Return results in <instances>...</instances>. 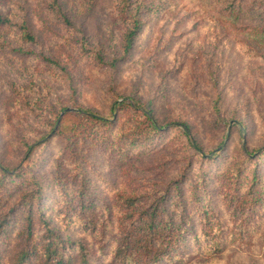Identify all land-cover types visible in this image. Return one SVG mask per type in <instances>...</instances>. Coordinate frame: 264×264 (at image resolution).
Here are the masks:
<instances>
[{
    "label": "rangeland",
    "instance_id": "374dc122",
    "mask_svg": "<svg viewBox=\"0 0 264 264\" xmlns=\"http://www.w3.org/2000/svg\"><path fill=\"white\" fill-rule=\"evenodd\" d=\"M61 1L72 29L41 22L38 0L0 4L2 13L25 10L36 38L21 40L15 27L0 30V163L26 176L12 185L14 200L37 191L44 213L68 230L78 222L80 187L90 214L114 220L119 196H139L145 206L163 193L171 195L177 178L191 207L196 193L202 208H219L229 234L222 252L198 255L189 264H264V204L259 218L239 224L241 215L233 220L225 201L229 165L244 147L253 154L247 166L257 171L255 195L264 202V34L218 22L213 4L203 0H146L142 29L124 53L120 40L128 20L117 19L114 0ZM81 43L82 49L74 47ZM97 51L108 63L94 58ZM112 58L117 61L111 65ZM126 96L151 105L160 124L188 120L197 143L214 156L200 157L175 127L139 148L132 146L125 159L90 138L74 139L77 124L84 134L91 127L77 106L109 115L110 104ZM118 112V124L104 133L122 143L125 133L139 130L143 118L127 107ZM46 118H57L53 128ZM247 186L244 182L241 190ZM171 200L166 213L178 215ZM199 222L197 216L192 224L197 232ZM2 237L1 262L6 264L22 241L15 234L7 241Z\"/></svg>",
    "mask_w": 264,
    "mask_h": 264
},
{
    "label": "trees",
    "instance_id": "16d2710c",
    "mask_svg": "<svg viewBox=\"0 0 264 264\" xmlns=\"http://www.w3.org/2000/svg\"><path fill=\"white\" fill-rule=\"evenodd\" d=\"M10 1L15 2L0 0V4ZM114 1L117 19L128 20L120 40L123 52L127 53L142 29L143 20L140 13L147 1ZM203 1L213 4L211 8L218 22L236 24L238 31L249 30L264 34V0ZM38 4L41 22L45 24L54 22L67 29L73 28L61 0H38ZM12 9H15V12H0V30L15 27V32L21 40L35 41V35L30 30V16L25 10L20 14L18 9ZM74 47L80 50L84 44ZM94 58L98 59V62L108 63L103 60L99 51ZM45 59L59 65L54 58ZM116 61V58H112L109 63L112 65ZM124 107L129 108L139 118L142 117L143 124L138 131L133 128L128 133L124 132L125 141L120 143L110 140V133L104 131L118 124L120 120L118 111ZM76 110L91 127L84 134L79 130L80 124H77L72 131L74 139L83 142L90 138L95 144L106 145L108 149L116 150L121 159L130 157L132 146L139 148L171 127L179 129L188 146L200 157L214 156H210L213 151L205 153L197 143L188 120H172L160 124L154 117L151 105L142 104L132 96L122 97L120 101L114 100L108 109L109 115L84 106H77ZM46 120L53 128L57 118L53 121L47 118ZM240 125L245 128L243 124ZM34 145L35 143L28 145V150ZM242 150L241 156L229 165L227 186L230 190L225 195L227 206L232 208L230 217L234 220L238 214L243 219L238 222L239 224L245 223V219L259 218V207L264 204L260 197L255 195L258 184L257 171L254 165L247 166V162L253 161V154L247 152L244 147ZM19 177L26 180L25 172H15L0 163V237L3 236L2 239L7 241L15 234L22 241L21 246L6 264H189L192 261L190 259L198 255L207 257L222 252L229 235L219 208L208 206L202 208L201 200L196 193L191 196L194 199V207H191L189 198L177 187L180 182L176 180L177 178L173 179L175 181L171 195L163 193L145 206L142 205L139 196H119V215L114 220L110 216L102 219L95 213L90 214L92 210L90 201L87 200L86 191L80 187L76 196L77 225L64 230L50 215L44 213L37 191L24 193L14 200L10 191L13 184L17 185L14 182ZM244 182H247L248 186L242 191ZM172 198L171 203L174 204L178 215L171 216L166 213L167 201ZM94 207L95 204L92 208ZM197 216L200 217L199 232L192 225ZM66 219H69L66 222L68 223L72 217ZM191 240L195 244L193 248L189 246ZM108 255L110 258L104 263ZM1 259L0 255V264Z\"/></svg>",
    "mask_w": 264,
    "mask_h": 264
},
{
    "label": "water",
    "instance_id": "95a60500",
    "mask_svg": "<svg viewBox=\"0 0 264 264\" xmlns=\"http://www.w3.org/2000/svg\"><path fill=\"white\" fill-rule=\"evenodd\" d=\"M70 109H66V111H69Z\"/></svg>",
    "mask_w": 264,
    "mask_h": 264
}]
</instances>
